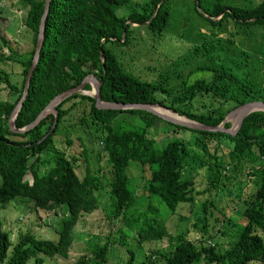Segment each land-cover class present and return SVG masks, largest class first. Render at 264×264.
Returning a JSON list of instances; mask_svg holds the SVG:
<instances>
[{"label": "trees", "instance_id": "obj_1", "mask_svg": "<svg viewBox=\"0 0 264 264\" xmlns=\"http://www.w3.org/2000/svg\"><path fill=\"white\" fill-rule=\"evenodd\" d=\"M22 1L31 46L23 54L12 51L15 56H5L0 49V61L7 58L15 63L20 76L18 85L0 70V80L7 85L5 98H0V208L19 197L31 201L39 215L52 212V218L58 217L56 209L62 205L66 214L53 226L55 240L19 232L12 241L0 218V264H43L46 258L67 257L75 226L101 211L107 224L118 226L103 237L95 230L86 233L84 253L71 264H132L133 247L141 249L144 243L155 244L163 238L171 248L143 249L138 264H264V112L247 114L237 132L230 135L190 129L139 109H97L93 98L75 93L55 106L53 127L54 114L47 113L33 128L11 132L7 119L23 91L44 2ZM225 1L192 0L205 31H197L182 54L169 58L155 53L168 30V0H49L42 44L14 127L31 122L52 97L76 86L87 74L101 82L102 101L159 104L180 117L209 126L217 125L242 103L264 102V86L262 94L253 95V90L242 83L238 70L241 62L237 60L241 55L259 56L263 64V41L253 38L254 46H249L248 53L231 47L234 35L264 27V0L249 6ZM120 10L126 13L118 14ZM228 23L233 32L227 30ZM224 33L229 37L220 36ZM242 39L239 44H243ZM137 41L149 53L150 64L143 68L150 75L147 79L122 61L126 47ZM2 44L7 41L0 31V48ZM183 69L188 71L182 74ZM199 71L208 76L192 77ZM83 88L90 91L88 84ZM163 122L171 128L161 129ZM228 125L224 123V127ZM74 129L85 131L86 142L94 147L86 149L77 136L80 148L76 154L70 153ZM182 130L188 135H180ZM159 131L165 137L156 140ZM188 144L201 151L196 160L206 170L201 189L194 180L181 177ZM88 155L94 157L95 168L90 166ZM132 162L139 167L138 197L145 198L134 215L128 211L138 202L135 191L128 188L126 173ZM81 165L83 175L78 178L75 168ZM243 169H247V176L255 177V189L242 198L239 214L243 223H234L233 239L217 251L210 243L212 231L207 221L219 222L214 215V194ZM102 191L109 198L105 213L97 199ZM198 195H205L200 199L201 226L195 224L200 238L187 239L184 229L170 233L165 218L159 215V205L175 220H185L177 207H192ZM114 231L119 233L117 237ZM127 237L133 241L131 246Z\"/></svg>", "mask_w": 264, "mask_h": 264}, {"label": "rangeland", "instance_id": "obj_2", "mask_svg": "<svg viewBox=\"0 0 264 264\" xmlns=\"http://www.w3.org/2000/svg\"><path fill=\"white\" fill-rule=\"evenodd\" d=\"M129 1L131 3H141L145 0ZM257 1L258 0H227L225 2H232L237 5L245 4L243 6H249ZM167 4L170 10L168 30L166 33H164L163 39L160 40L158 46L156 47L155 53L172 58V56L174 57L177 54H182V52H184L187 48V41L189 42L190 40H192L194 34L197 31L204 32L205 25L202 17H200L199 14L194 10L192 0H168ZM25 10L26 5L22 0L0 1V31L7 41V44H2L0 49L5 56H15L13 52L17 54H23L31 46L29 38L30 35L24 24ZM125 13L126 10L118 11V14ZM235 27L236 29H240V27ZM227 30L229 32L234 31V28L230 23L227 24ZM220 36L224 38L229 37L228 34L225 33L220 34ZM241 37L243 38L241 40L243 41V44H239ZM253 38H256L260 41L262 40L264 44V27L256 28V32L252 30H246V33L244 35H242V33H240L238 36L234 35L233 37H231V47L238 46L240 49H243L244 52L248 53L249 46H254V44H252L254 40ZM145 48L146 47L141 44V42L137 41L133 43L131 46L126 47V49L124 50L122 61L124 64L126 63V65H128L135 74L147 79L150 77V75L147 74L143 68L146 64H150V62H148V59L150 57ZM232 52L235 53L236 50H232ZM237 60L241 62L238 70L242 83L246 86H249L253 90V95L262 94V89L264 86V63L262 64L259 56L244 57L241 55L237 58ZM15 65V63L5 58V60L0 61V70L7 73L8 78L13 82H17V84L19 85L20 76ZM187 71L188 69H183L182 74H185ZM193 76L205 78L208 76V73L199 71L195 73V75H192V77ZM4 82L5 81L0 80L1 99L5 98L7 94V85ZM49 113H53V111H50ZM169 114L176 116L171 112ZM179 118L184 119V117L180 116ZM227 122L229 124V127L233 124L234 120L233 118H231ZM159 126L161 127V129L165 128V126L167 128H171L164 122ZM157 133L158 134L155 138L156 140H161L162 137H165L164 134L160 133V131ZM188 133L189 132L185 130L179 131V134L183 136L188 135ZM72 136L74 137V140L72 145L68 148L70 153L76 154L80 148L78 140L75 139L77 136L81 137V141L83 142V145L86 147V149L94 147L93 144L86 142L85 131H78L77 129H74L72 131ZM188 149L189 154L185 161L186 164L182 168L181 177L183 179L194 180L197 183L196 186L201 189L203 187L202 181L206 174L205 168L198 166L196 162L197 157L201 154V151L191 144L189 145ZM87 160L92 168L96 167L94 157L88 155ZM99 163L101 166L104 165L103 160H101ZM82 165L81 167L75 168V173L78 178H81L83 175ZM228 168L230 169V166ZM229 169H224V171L228 172L230 171ZM245 171H247V169H243L242 172L237 175L238 177L236 179H230L228 182H226V188L222 187V191L218 190V192H215L214 194V206L216 209L214 215L219 218V222H213L211 218H208L207 221L212 231L210 243L215 247L217 251H221L226 248L229 242L233 239L236 230V225H234V223H243V218L241 217V214H239V210L241 209L240 207L242 206V198L247 196L249 193L254 192L255 177L247 176L245 174ZM126 173L128 177V188L135 191L136 200L138 202L136 206L134 204V206L130 207L128 211L130 215H134L135 211H138V204L144 203L145 200L144 197H138V194H140V192H138V189L136 188L140 181L139 167L132 162L127 168ZM221 178L222 176L219 177L217 183L220 184ZM203 198H205V195L196 196L195 204L192 207L188 206L187 204H181L177 207V212L180 215L182 214L183 216H186V219L181 221L175 220V218L167 215V212H165V207L160 204L159 215L165 218L164 222L168 231L170 233H174V231H180L184 229V231H186L185 237L187 239L195 241L200 238V233L197 230V227H195V224L201 226L202 223V221H200L199 212L201 209L200 199ZM97 199L102 205L104 213L107 212L109 198L106 192H99L97 194ZM56 211L58 212L59 216L54 218H52V212H48L47 216H44L43 213L39 215L36 211L33 210L31 201L17 197L10 200L3 208H0V218L3 223V228L9 231L10 240L12 241L17 240L19 232H29L37 238L55 240L56 234L54 232L53 226H55L56 224L58 225V218H60V216H65V206L62 205L60 208H57ZM104 215L105 214H103L102 211L101 214L94 212L86 217V220L83 222V224L79 222L74 228V241L68 251L67 257H56L52 259L46 258L43 264L74 263L77 256L84 253V242L87 240L86 233H94L95 230L101 237H103L106 231H113V229L118 226L117 223H114L112 225L107 224L108 222L105 220ZM51 218L52 220H50ZM46 222H50L51 225ZM118 235L119 233L114 231V236L117 237ZM176 237L177 236L175 235L174 239H177ZM100 242H103V238ZM126 242L128 243V245H130V243H133V241L129 237L126 238ZM168 245L169 244L167 242V239L163 238L155 244L144 243L141 249L132 246L134 249V258L132 264H138L141 261L143 249L159 247L163 250H168L171 248ZM199 264H203V262H200Z\"/></svg>", "mask_w": 264, "mask_h": 264}, {"label": "water", "instance_id": "obj_3", "mask_svg": "<svg viewBox=\"0 0 264 264\" xmlns=\"http://www.w3.org/2000/svg\"><path fill=\"white\" fill-rule=\"evenodd\" d=\"M48 5H49V0H44L42 13L40 15L39 23L37 26L34 52L32 55L30 66H29L27 73L25 75V78H24L23 91H22L21 97L19 98L18 102L14 105V107L11 110V112L8 116V119H7L9 131H11V132L21 133V132H24L28 129L33 128L38 123V121L45 114L49 113L50 111H53V114H54V119H53V123H52V127H53V125L55 124V121H56L55 106L58 103H60L63 99H65L66 97H68L72 94H75V93L87 95V96L93 98L94 99V106L97 109H139V110L147 111V112L157 116L158 118H160L164 121H167V122H170V123H173L176 125L184 126V127L190 128V129L201 130V131L224 132V133H227L230 135H234L237 132V130H238V128L242 122V119L247 114L254 112V111L264 112V102L259 101V100H252V101L242 103V104L236 106L235 108H233L232 110L228 111L224 115L223 119L217 125H213V126L205 125V124L198 123L196 121L187 119L184 116L183 117H184L185 121H180V120L175 119L171 116L158 113L152 109L153 106H158V107H160L166 111H170L171 113H174L175 115H177L175 112H172L171 110H169V109H167V108H165L159 104L118 103V102L102 101L100 99V95H99V86H100L101 82L96 80V78L92 74H87L83 77V79L80 81V83L77 84L76 86L71 87L69 89H66V90L56 94L54 97H52V99H50V101L43 107V109L36 115V117L31 122H29L28 124H26L25 126H23L21 128H16V127H14V123H13L14 118L16 116L17 111L20 108L22 100L25 97V94H26L27 88H28L29 78H30L32 71H33V68L37 62L38 51L41 47L42 40H43L44 21H45L47 11H48ZM196 9L198 12H201V10L197 6V4H196ZM126 23H130V22L127 21ZM99 55L101 56V54H99ZM102 61L103 60L101 58V64H103ZM85 84L89 85V89H92V92L88 93L87 90H85L83 88ZM231 118L234 119L233 124L229 127H224V123L227 122Z\"/></svg>", "mask_w": 264, "mask_h": 264}, {"label": "bare ground", "instance_id": "obj_4", "mask_svg": "<svg viewBox=\"0 0 264 264\" xmlns=\"http://www.w3.org/2000/svg\"><path fill=\"white\" fill-rule=\"evenodd\" d=\"M87 92H88V93L92 92V89H90V91H87ZM152 109H153L154 111L158 112V113H161V114H164V115L171 116V117H173V118H175V119H178V120H180V121H185L184 119L179 118L178 115H176V116L171 115V114H169L170 111H166V110H164V109H162V108H160V107H158V106H153ZM168 112H169V113H168ZM173 114H174V113H173ZM233 120H234V119H233Z\"/></svg>", "mask_w": 264, "mask_h": 264}]
</instances>
